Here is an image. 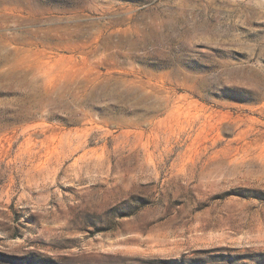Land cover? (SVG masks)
<instances>
[{
	"label": "rangeland",
	"instance_id": "1",
	"mask_svg": "<svg viewBox=\"0 0 264 264\" xmlns=\"http://www.w3.org/2000/svg\"><path fill=\"white\" fill-rule=\"evenodd\" d=\"M0 264H264V0H0Z\"/></svg>",
	"mask_w": 264,
	"mask_h": 264
}]
</instances>
